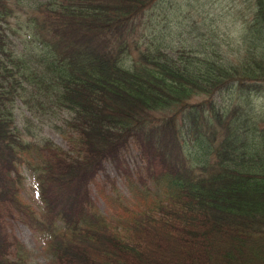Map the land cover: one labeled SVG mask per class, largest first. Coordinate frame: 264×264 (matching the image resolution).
Listing matches in <instances>:
<instances>
[{"label": "trees", "instance_id": "obj_1", "mask_svg": "<svg viewBox=\"0 0 264 264\" xmlns=\"http://www.w3.org/2000/svg\"><path fill=\"white\" fill-rule=\"evenodd\" d=\"M165 1H37L29 6L32 33L49 30L41 70L13 52L5 30L23 3L0 0V264H29L15 251L24 246L12 231L17 222L46 237L51 264H264V107L251 102L259 91L252 84L264 83V0L254 1L237 64L214 47L167 50L157 24L148 26L150 36L139 32L134 20ZM189 21L188 32L199 28ZM18 88L40 108L66 113V148L43 140L35 164L10 128ZM224 93L228 102L216 107ZM197 115L210 134L195 137L196 174L177 177L160 150L144 145L148 176L172 182L171 192L125 209L117 221L101 216L87 185L104 161L128 172L118 158L147 126L170 129L179 148L178 118L194 123ZM24 162L35 174L40 209L18 195Z\"/></svg>", "mask_w": 264, "mask_h": 264}, {"label": "rangeland", "instance_id": "obj_2", "mask_svg": "<svg viewBox=\"0 0 264 264\" xmlns=\"http://www.w3.org/2000/svg\"><path fill=\"white\" fill-rule=\"evenodd\" d=\"M24 5L23 12L15 9L14 16L9 18V24L5 30L11 39L10 47L13 52L22 54L29 58L30 64L37 69H44L42 59L46 57L48 32L45 30L39 34L32 33L35 13L29 6H33L41 0H18ZM255 0H166L165 5L161 3L158 7L149 8L141 17L134 20L138 31L150 36L148 26L157 24V29H162L163 40L166 49L177 47H190L195 51L204 52L212 49H219L224 58L230 64H237L238 53L243 50V34L247 26L253 21ZM162 7V8H161ZM193 17L196 30L188 32L187 25ZM141 24V25H140ZM204 30L213 34L211 38L204 35ZM49 31V30H48ZM259 42V41H258ZM257 42V44H258ZM135 44L130 42V58L136 56ZM259 91L252 97V104L256 109L264 107V83H253ZM22 96H17L11 102L12 126L18 131L17 137L28 145V151L24 150L23 157L31 164L38 163L40 156L36 146L42 144L43 140H50L55 145L66 148L61 128L64 129L63 120L66 113L55 110L52 113L48 105L40 108L37 101H33L27 93L18 88ZM216 107L229 100L228 94L224 93L217 97ZM45 102V101H44ZM59 111V112H58ZM50 112V113H49ZM177 139L181 141V147H177L171 136V130L167 128L152 129L145 127L137 133V139L131 142L122 156L118 158L122 168L127 167L125 172L115 162L104 161L103 167L97 171L89 180L87 189L94 202V208L106 219L114 222L128 215L125 209H142L152 205L171 192L173 183L169 180H161L157 184L147 174L152 171L142 158L144 145L152 146L161 151L165 163L176 172L179 178H189L196 174L194 166L199 163L201 144L195 140L198 135L207 138L210 134L209 128L196 116L195 122L191 123L190 116L178 118ZM195 128V132L189 131ZM203 147V146H202ZM125 162L126 164H124ZM19 173L23 175L19 190V197L22 201L29 203L33 208L40 209L37 181L34 172L28 168L26 163L19 166ZM11 231V230H10ZM13 234L24 246L15 251L20 252L23 258H27L29 264H51L50 255L46 251V237L36 231L35 228H28L23 223H14Z\"/></svg>", "mask_w": 264, "mask_h": 264}]
</instances>
